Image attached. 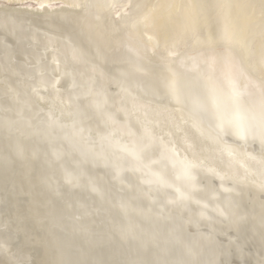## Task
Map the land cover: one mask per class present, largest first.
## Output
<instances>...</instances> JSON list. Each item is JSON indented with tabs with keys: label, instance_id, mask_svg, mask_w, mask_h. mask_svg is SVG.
<instances>
[{
	"label": "bare ground",
	"instance_id": "obj_1",
	"mask_svg": "<svg viewBox=\"0 0 264 264\" xmlns=\"http://www.w3.org/2000/svg\"><path fill=\"white\" fill-rule=\"evenodd\" d=\"M1 1L18 5L9 7L0 4V14L2 15L28 14L38 17L32 19L37 31L19 33L16 29L19 22L13 20L12 22L15 24L13 27L7 22L5 23L8 35L12 36L15 43H19L16 52L25 54L29 58L24 63L29 67L27 75H24L25 78H30L27 82L28 88L25 92H19L17 102H14V99L8 102L2 98L0 101L1 104L8 106L6 108L16 110L17 116H22L20 119L14 118L15 122L10 125L11 128H23L25 134L32 132L30 128H36L41 131V137H43L44 133L50 132L49 126L58 127L63 139L71 146L75 145L80 149L90 150L91 147L96 149L95 144H98V151H95L97 153L104 151L110 156L113 166L118 171L127 170L130 167L139 174L142 171L140 177L143 182L154 186L156 184L161 186V183L168 185L167 191H173L176 194L171 198L173 197L172 199L181 203L190 201L189 194L197 193V189L206 188L199 182L201 175L205 177L212 175L219 180L220 185L210 187V190L208 188L200 190L199 193L217 194L215 206L218 205L220 208L219 215L223 214L219 204L224 201L228 202L225 197L221 198V191L237 190L227 181L238 182L241 178L250 176L252 183H259L264 187V161L259 160V157L251 150L256 144L264 148V0H136L138 11L132 13V24L121 31L123 35L119 39L114 36L117 30V19L126 16L124 18L128 21L130 9L127 5L110 11L108 15L110 21L106 22L102 17L106 9L104 0H89L88 12L79 15H73L74 11L72 13L62 12L75 10L82 0ZM54 5H62V7L51 8ZM60 13H62V20L66 24L70 23L76 29L83 30L89 38L95 41L100 61L115 64L119 76L107 73V70L95 61L96 56L91 55V51L77 39V36L66 33V31L61 33V30H64L61 26L48 21L49 18L60 15ZM1 18V21L5 19ZM31 40L34 41L30 44L32 48L27 49L25 45L29 44ZM3 43L2 47H8L4 49L7 58L14 55L15 52L9 49L11 43L7 41ZM40 49H43L44 55L40 53ZM116 50L119 57L114 55ZM91 66L95 68V71ZM99 75L102 87L95 85ZM112 85L121 87V92L136 97L138 101L140 100V104H136L128 96L121 98L118 94L117 97V92L111 88ZM14 88L17 89L15 86ZM134 88L144 92L148 98L142 99L134 91ZM2 91L3 89L0 88V92ZM3 92H7L5 88ZM31 109H34L36 113H42L44 117L39 124L29 126V120L40 117L35 113L31 117L25 118L24 114ZM56 113H60V115H56ZM87 117L96 118L99 121L98 126L86 125L84 119ZM7 122L0 123V126L2 124L5 126V123L7 125ZM161 125L168 128L165 132L168 137L159 132L158 127ZM187 126L198 129L204 135L214 138L220 145L232 148L234 152L229 155L222 153L221 150H214L211 155L199 151L189 154L179 143L183 144L182 132H185ZM95 128L97 138L92 133ZM0 135V139L5 142L3 139L5 136L1 132ZM15 139L12 141L13 144L15 141L18 142ZM10 141L8 142L6 139L7 145L12 143ZM25 144L22 146L25 147ZM28 145L27 147H32L33 150L40 148L31 143ZM15 146H12L11 149H14L13 153H17L20 157L22 154L20 155L18 153L20 151H16V149H25L26 147H21L20 142H18V147ZM41 148L38 153L39 161L44 164L47 149H44L46 147ZM2 151L0 150L1 155L6 157L2 156L1 159L0 156V162H2L0 163V199H3L5 205V208L0 209V259L2 256L4 257V251L9 248L11 251L12 244L15 247L17 242L20 243L18 236L12 239V222L14 223L15 220L26 221V218H22L20 214L27 206L31 207L32 203L41 205L45 203L44 200L47 198L44 200L41 198H43L45 189L46 191L48 188L51 189L50 187L45 188L44 192L40 190L44 188L41 185H44L45 181L42 184L41 176H38L40 177L38 186L28 190L32 187L31 177L38 173V167H36V172L31 173V177L29 174L31 180L27 179V172L26 182L24 171L29 164H26L24 169L21 168L23 165L19 164L18 171L21 172L16 177L9 172H11L10 167H19L16 161L19 158L17 157L15 160L4 148ZM52 152L57 151L52 149ZM34 153L31 152L29 155L36 156ZM17 155L15 154V156ZM210 157L218 160L221 164L215 165ZM36 159H32L31 162L37 161ZM72 159L76 160L70 158V160ZM18 161L20 162V160ZM25 162L23 161V164ZM32 165L34 167L35 163ZM32 165L27 167L28 171L34 170ZM39 173L41 174V172ZM46 175L45 173L43 176ZM10 176H14L15 183L9 182L8 177ZM36 178L34 176L33 179ZM21 180L23 184L19 183L18 185L17 183ZM48 180L51 184V175L48 176ZM28 183H30V187H28ZM86 183L89 185L94 183V186H99L95 183L92 175L88 177ZM23 186H27V188ZM47 186L48 184H46ZM24 189L28 190L29 193L26 195H30V199V193L39 195L35 196V199L32 198L35 202L25 195L27 200L23 194L25 193ZM38 190L42 191V196ZM236 193L239 194L240 191L237 190ZM250 195L246 193L236 200L232 211H235L238 217L246 223L247 232L254 235L253 230H256L262 233V236L259 235V237L264 238V200L259 195ZM79 197L82 198L83 195L82 190L78 189L76 195L71 198L78 200ZM56 198L57 196L50 198L52 202V209L49 208L50 214H48L49 211L45 213L47 207L44 208L45 211H41V208L35 205L33 210L37 207L40 211L37 209L39 213H36V210L30 211L27 221L32 217L33 220L35 218L37 222L34 221L35 224H32L40 228H44L42 223L46 220L44 226L49 221L53 225L58 224L59 228V224H63V227L66 226L62 217L69 215L60 204L62 196ZM218 198L221 199V202L218 201ZM15 199L17 202L23 203L22 206L21 204L20 206L16 205ZM204 199L206 198L204 197ZM40 200L43 202L41 203ZM25 201L28 204L30 202V205L26 206ZM47 203L50 205L49 202ZM191 203L188 202V205ZM202 203L205 205L204 202ZM45 205L47 204L45 203ZM18 207L25 209L22 208L19 212ZM250 208L252 209L250 210L251 214L248 210ZM28 209L26 210L28 211ZM42 212L47 215L43 216ZM205 215L208 216V214ZM50 216L51 218H49ZM203 217L206 218V216ZM175 218L177 216L173 220H176ZM48 219L50 220L48 221ZM49 226L44 228V233ZM57 227L49 228L60 232L61 229L57 231ZM52 230V235L58 236L55 240L61 238L59 236L61 233L55 234ZM118 232L121 237H123V233L131 234L136 239L135 242L140 243L139 247L148 248L145 250L149 252V255L142 262L137 260L135 263L158 264L161 261H167L168 264H179V258L174 254L173 249L168 247L167 239L164 238L163 241V238L159 237L160 232H163L159 231L157 227L132 223V226L127 229L119 227ZM210 233L212 234V232ZM244 236L247 235L244 234ZM21 237V240L24 239V234ZM50 237L49 235L48 238ZM109 238V244L114 242L116 247H122L114 236L109 235ZM55 240H48L50 244L53 243L52 246L50 245V252L55 260H49V264L64 261L67 262L66 264H92L89 255L74 250L76 247L70 243L66 244L70 245L69 250L66 245L64 248L71 251L72 254L65 257L66 255L61 253L64 248L57 251L58 248L54 245ZM63 242L66 243V241ZM238 242L241 241L236 243ZM60 243L63 245L62 242ZM242 247L248 250L247 248L251 246L246 248L242 245ZM239 248L242 250L241 247ZM156 251L166 253V259L160 258ZM238 251L237 248V252L234 251L230 254L236 255ZM62 252L66 253L65 250ZM242 252L247 251L242 250ZM248 252L250 253V250ZM255 252L258 253L256 250ZM59 253L62 255H60L61 257L58 255ZM250 254L246 256L251 257ZM24 260L21 259L20 263L29 264L28 257H25ZM121 264H125V262L122 261Z\"/></svg>",
	"mask_w": 264,
	"mask_h": 264
},
{
	"label": "water",
	"instance_id": "obj_2",
	"mask_svg": "<svg viewBox=\"0 0 264 264\" xmlns=\"http://www.w3.org/2000/svg\"><path fill=\"white\" fill-rule=\"evenodd\" d=\"M89 4V0H82L78 5L79 7L75 10H67L62 13H72V11H74L75 13L73 15L85 14L89 10ZM104 5L106 9L102 17L106 22L110 21L108 16L110 11L120 9L123 5H127L130 9V13H128V21L124 18L126 16L117 19V30L115 31L114 36L119 39L123 35V32L121 31L132 24L131 19L133 15L131 13H136V11H138L136 0H104ZM62 13L49 18L48 21L52 24L56 23L61 26V28L64 29L61 30V33L66 31V33L77 36V39L91 51V55L96 56L95 61L99 62L103 69L107 70V73L115 75L116 77L119 76L120 74L117 72L115 64H112V62L104 63L103 61H100L95 41H93L92 38H89L83 30H78L79 28L76 29L68 22V24H66V22L62 20ZM1 17L5 19L2 21L0 20V88H2L3 91L5 88L8 93H4L3 91L0 92V101L2 98L8 102L12 99H14V102H17L19 92H25L28 88L27 82L30 78H25L24 75H27L29 67L24 63L25 60L28 61L29 58L25 54L16 52L19 43H15L12 36L8 35L9 32L6 29L5 23L7 22L11 27H13V25H15L12 22L13 20L19 22L20 24L16 26L19 33L37 31V27L32 19H37L38 17L30 16L28 14H0V18ZM4 41L10 42L11 46L9 49L15 52L14 55L8 58L4 50L8 47H2ZM33 42L34 41L31 40L29 44L25 45V47L27 49H31L32 47H30V44ZM66 44L68 45L69 43ZM40 51V53L44 55L43 49H40ZM114 55H118L117 50L114 52ZM36 63L38 64V62ZM93 71H95L94 67ZM99 78L100 75L97 77V84L95 85L101 86L102 82L99 81ZM13 85L17 87V89L14 88ZM111 88L117 92V97L118 94L121 98H126V96H128L130 100H134L136 104H140V100L138 101L133 95L131 96L125 92H121V87L112 85ZM134 91L139 94L142 99L148 98L144 92L142 93L137 91L136 88H134ZM6 107L8 106L0 103V123L8 121L7 125L5 123V126H0V132L4 134V139L12 138L13 140L16 138L19 142L22 141L27 144L31 143L32 145L40 148L46 147L44 149H47V157L41 169H43L44 172L45 170H48V172L45 173H48V176L51 175V190L49 189V193L53 196H57L56 199H58L59 196H62V203L60 204L63 205L69 215L62 217L63 222L65 223L64 225H66L67 229L64 231L61 229L60 232H64L62 235L66 237L68 243L73 244L74 247H76L74 250H77L82 254L84 253L87 256L89 255L92 264H121L122 261H124L125 264H137L135 263L137 260L142 262V260L149 255V252L146 251L148 248L145 247V250L144 247H139L138 244L140 243L137 244V242H135L136 239L133 238L131 234L128 235L123 233V237H121L118 232L119 227L127 229V227L132 226V223H139L142 226H153V228L157 227L159 231L163 228L171 229L169 227L171 226L170 223L174 224L173 220L170 218L172 214L182 215L197 207L195 205H185L181 202L170 200L169 193L164 190L157 189L154 185H149L141 180L140 175L142 171H139V174L131 167L127 170L118 171L113 166L110 156H108L104 151L99 153L95 151H98V144H95V146H97L96 149H92L91 147L90 150H83L75 145H69L63 139L58 127L53 126L54 128H52L49 126L48 129L50 132L47 134L44 133L43 137H41V131L36 128H30V130L34 133L31 132L27 134L24 133L25 129L23 128H11L10 125L15 122L14 118L20 119L22 116H17L16 110H11ZM35 113L34 109H31L30 111L27 110L24 117H31ZM36 114L40 117H34L32 120H29V126L39 124V122L43 120L44 115H42V113ZM56 115H60V113H56ZM84 120L86 125L89 124L91 126H98L99 124V121L93 117H87ZM41 127L43 128L44 126L42 125ZM158 128L160 133L167 136L165 133L168 130L167 127L161 125V127ZM185 128V132H182L183 144L182 142L179 143L189 154L199 151L201 153L211 155V152L214 150H221L222 153L229 155L231 152H234L232 148H229L226 145H220L214 138L204 135L198 129L188 126ZM92 133L97 138L96 128L92 131ZM17 143L18 142H15L16 147L18 146ZM40 148H36L34 151L39 153ZM52 149H56L57 152H52ZM251 150L259 157V160L264 161V148L256 144L251 148ZM13 156L14 158H17L14 153ZM31 158L35 159L36 157L32 155ZM70 158H74L76 160H70ZM210 158L214 161L215 165L221 164L218 160L212 157ZM90 175L94 177L95 183L99 185L98 187L94 186V183H90V185L86 183ZM199 179L200 184L206 188L220 185L219 180L212 175H207L206 177L201 175ZM227 183L235 186L236 189L240 191L239 194L236 193L237 190L221 191V198L224 199L225 197L228 200V203H222V205L225 206L224 210L228 214L232 213L236 200L246 195V193L247 195H259L264 200V187L259 185V183H252L250 181V176H245V178H241L238 182L231 180L227 181ZM78 189L82 190L83 197H79L78 200H74L71 197L76 195ZM218 201L221 202V199L218 198ZM3 208H5L4 201L3 199H0V209ZM248 210L250 211L252 209L250 208ZM249 213L251 214V211ZM212 217L217 220L216 222L222 223H227L230 219L227 214L219 216L212 213ZM201 219L196 225L182 223L180 227L178 226L179 229L174 228L176 232L172 229L171 232L173 231L178 235L181 233L182 236L186 237L188 241L194 244L195 241H198L197 239L203 231L208 229L206 224L213 222L210 221V219ZM132 220L133 222H131ZM189 228L191 229L192 234H187V229ZM230 231L231 235H235L233 237H237L235 239L239 241L240 239L234 229ZM109 235L114 236L115 239L120 242L119 244H121L122 247H116L114 242L109 244ZM218 237V241L229 243L230 245L235 242L232 241L231 238L226 237V235H218ZM180 241L182 242L183 240ZM180 241H170L168 243V247L175 248L179 245L182 246ZM190 247L188 246L191 251H196V247L192 244ZM156 252L160 255V258L166 259V253L164 254L161 251ZM197 254H199V252ZM197 254L195 255L194 252L191 254L192 260L195 262L196 259H198ZM83 258L85 257L83 256ZM210 259L213 260L214 258ZM202 260L207 262L209 259L205 254H203ZM236 261L238 264H251L240 259H236ZM214 262L215 264H231V261L224 257L215 259ZM158 264L168 263L167 261H161Z\"/></svg>",
	"mask_w": 264,
	"mask_h": 264
},
{
	"label": "rangeland",
	"instance_id": "obj_3",
	"mask_svg": "<svg viewBox=\"0 0 264 264\" xmlns=\"http://www.w3.org/2000/svg\"><path fill=\"white\" fill-rule=\"evenodd\" d=\"M0 4L1 5H5V6H14V7H16V6H18V5H11V4H8V3H6V2H4V1H1L0 0ZM31 6H36L35 4H30ZM56 8V7H62V5H54V6H51V8ZM128 12H130V10L128 11ZM132 14V13H131ZM3 125V124H2ZM2 134V133H1ZM2 135H4V134H2ZM0 138H1V135H0ZM3 138V137H2ZM4 139V138H3ZM10 139L11 138H9L8 139V142L10 141ZM16 140V139H15ZM0 141H2V139H0ZM4 141L6 142V139H4ZM13 140L11 139V141L10 142H12ZM1 142L0 143V150L2 151V149L4 148L5 150H6V152L10 155V156H13V152H15V150L13 149H11V148H13L12 146H15L14 144H13V142L12 143H9V144H11L10 146H9V144L7 145V143L8 142ZM15 142H17V141H15ZM19 142V141H18ZM24 142H20V146L21 147H23L22 145H24L23 144ZM4 144V145H3ZM18 144V143H17ZM27 144V143H26ZM25 144V147H23V148H25V149H22V148H19V149H16V151H20V152H18L21 156H22V158L20 159V157H18V155H17V153H15L17 156H15V157H18L19 159L18 160H20V162L17 160V162H18V166L19 167H17L16 166V162H15V166L17 167H10L11 169H10V171L11 172H9V173H11L12 175H14V176H18L19 174H20V172L21 171H18L19 169L18 168H20V165L22 166L21 168H25L26 167V164H29V165H27V167L29 166L30 167V165H32V163H35V165H34V167H33V165H32V168L34 169V170H30V171H28L29 170V168H27L26 167V169H25V171H24V175H25V180H26V182H27V179H29V180H31V178H32V182L35 184V182L37 181V184H33L32 182H30L31 184H32V187L31 188H28V190H30V189H34L36 186H38V184L40 183L39 181L40 180H42L43 182H42V184H44V181H45V184L44 185H41V186H44V188L43 189H40V190H42L43 192H44V189L45 188H48V187H50L51 188V184H50V182H49V180H48V173H46L47 175L46 176H43V175H45V173L43 172L44 170L43 169H41V167L43 166V163L41 162V161H39V157H40V155L37 153V152H35L33 149H32V147H27V145ZM29 146V145H28ZM16 147V146H15ZM18 147V146H17ZM30 148H31V150H30ZM25 150V151H24ZM33 150V151H32ZM30 151V152H29ZM3 152V151H2ZM32 152V154L34 153V155H36L35 157L37 158L36 160L37 161H39V162H37V161H33V162H31V160H32V154H30L29 155V153H31ZM26 153V154H25ZM2 153H0V156H1V159H2V156H4V155H1ZM4 154V153H3ZM24 154V155H23ZM28 155H29V157H28ZM4 157H6V156H4ZM14 157V156H13ZM26 157H28L30 160H26V159H28V158H26ZM7 160H8V158H6ZM6 159H3L4 161H7ZM17 158H15V160H16ZM14 160V159H13ZM14 160V161H15ZM25 160H26V162H25ZM35 160V159H34ZM23 161L25 162L24 164H23ZM0 163H2V162H0ZM37 163V164H36ZM20 164V165H19ZM1 166H2V164H1ZM36 167H38V173L37 174H35V175H32L33 173L32 172H36ZM31 168V169H32ZM27 172H28V176L26 175L27 174ZM39 172H41V174L39 173ZM45 172H48V170L46 171L45 170ZM32 173V174H31ZM29 174H30V177H31V175H32V177L30 178L29 177ZM37 175V176H36ZM14 176H10V177H8V180H9V182H16V179L14 178ZM26 176H27V179H26ZM34 176L35 177H37L36 179H33L34 178ZM38 176H41V178L40 177H38ZM46 177V178H45ZM39 178H40V180H39ZM45 178V179H44ZM39 180V181H38ZM47 181H48V183H47ZM19 183H21V184H23L22 183V180L21 181H19L17 184L19 185ZM30 183H28V187H30ZM46 184H48V186L46 187ZM50 184V185H49ZM34 185V186H33ZM27 186H23L24 188H27ZM155 186H157V184L155 185ZM160 185H158L156 188H160V190H164V191H166L167 193H169L170 194V199L171 200H174V199H172L171 198V196H174V195H176L175 194V192H173V191H167L168 190V185H166V184H162L161 183V186L159 187ZM203 186V185H202ZM22 188V187H21ZM163 188V189H162ZM201 188V187H200ZM23 189V188H22ZM21 189V190H22ZM38 189H39V187H38ZM206 189V188H205ZM203 187L201 188V189H197V193H193V194H189L190 196H189V200L190 201H188L189 203H191V205L193 204V205H195V206H197V204H198V208H193L191 211H189L188 213L186 212V213H184V214H182V215H180V214H172L171 216H170V218L173 220L174 219V217H176L177 216V218H175L176 220H173L174 222V224H172V223H170V225L171 226H169L172 230L175 228H178L179 229V227L182 225V223L184 224V223H187V224H191L192 223V225H196V224H198L199 222H200V219L201 218H205V217H203V216H206V218L205 219H207V220H209L210 219V221H213V222H210V223H208V224H206V227L208 228L207 230L209 231H207L206 229H205V231H203V233L198 237V241H195V245L193 244V243H191L190 241H188V239L186 238V237H184V236H182V234L181 233H179L180 235H177L176 233L174 234V232L172 231L171 232V229H166V228H163L162 229V232L163 233H161L160 232V234H159V237H162L163 238V241H164V238H166L167 239V241L168 242H170V241H173V240H177V241H180V240H183L182 242L180 241V243L182 244V246H178V247H175V248H172L173 249V252H174V254H176V256L182 261H180L179 259H178V262H179V264H215L214 263V260L215 259H220V257H224V258H226V259H229L230 261H231V264H238V262L237 261H235V259H240V260H245V261H247V260H249L248 261V263H251V264H264V238L263 237H259V235L260 236H262V233H259V232H257L256 230L254 231L253 230V233H254V235L253 234H251L250 232H247V225H246V223L242 220V219H240V217H238V215H237V213H235V211H232V213L231 214H228L224 209V207L225 206H223L222 204H221V207H222V210L221 211H223V214L224 215H228L229 217H230V219H229V221L227 222V223H222V222H216L217 220L216 219H214V217H212V213L213 214H215V215H219L220 213H219V209L220 208H218V205L217 206H215V201L217 200L216 198H217V194L216 193H199L200 192V190H205ZM209 190H210V188H208ZM28 190H23L25 193H23L24 194V196L26 195V193H29L28 192ZM40 190H38V191H40ZM51 190V189H50ZM27 191V192H26ZM42 191H40V193L42 192ZM47 191H49V188H48V190ZM46 191V189H45V195L43 194V196H42V193H41V196L43 197V198H41V199H43L44 200V198H47V199H45L44 201H46L45 203L47 204V205H45V203H43L42 205L39 203H37V201L39 200V198H37L38 200L36 201V203L38 204H31V207L30 206H27V205H30V202H29V204L27 203V201H25L26 202V209H28V207H30V209H28V211L24 208V207H18L19 208V212H20V210H22V208H24L23 210H24V212H22L20 215H22V218H26V221H22V222H19V220H15V224L12 222V228H11V230H12V239H14V237H20L19 238V240H20V243H18L17 242V245L15 246V247H13V245L14 244H12V247H11V251H10V248H9V250L7 251H4V253H5V255H4V257L2 256L1 257V259H0V264H21L20 263V261H21V259H25V257H28V259H29V264H31V263H35V264H49V260H53L54 258H53V254L50 252V245L52 244L53 245V243H51L50 244V242L48 241V240H50V241H54L58 236L57 235H52L53 233L51 232V228H49V227H52V226H58V224L57 225H53V224H51L50 222L51 221H49L50 219H48V221H49V223L47 224L46 223V225L44 226V224H45V222H47V220H46V218H45V220L46 221H43V227L45 228L46 226H48V225H50L49 227H48V229H46V231H45V233H44V228H40V227H36L35 225H33L32 223H34L35 224V222L34 221H36V219L34 218V220L31 218L29 221H27L28 220V217H29V212L30 211H35L36 209L37 210H39L37 207H40L41 209V211L43 210V211H45V207H47L46 208V211H45V213L46 212H48V214H50V212H51V210L50 209H52L51 207H52V205H51V200H50V198L51 197H53L52 195L50 196V194L51 193H49V192H47ZM31 192V191H30ZM33 192H36V191H33ZM36 193H38V192H36ZM40 193H38V194H40ZM21 194H22V192H21ZM31 194V199L32 198H34L35 196L36 197H38L37 195H34V193L32 194V193H30ZM7 195H8V193H7ZM206 198V199H204V197ZM208 195V196H207ZM18 196V195H17ZM20 196V195H19ZM22 196V195H21ZM26 196H28L29 197V199H30V195H26ZM25 196V197H26ZM40 196V197H41ZM46 196H48V197H46ZM35 197V198H36ZM201 197H203V198H201ZM15 198H17L16 196H15ZM27 198V197H26ZM34 198V199H35ZM30 199V200H31ZM200 199H202L201 201H200ZM26 200V199H25ZM27 200H28V198H27ZM29 200V201H30ZM43 200H40V202L42 203L43 202ZM48 200H50V201H48ZM208 202H207V201ZM19 201V200H18ZM31 201H33V199L31 200ZM174 201H177V200H174ZM14 202L16 203V205H18L19 204V206H20V204H21V206H22V204L23 203H20V202H17V199H15L14 200ZM33 202H35V200L33 201ZM39 202V201H38ZM47 202H49V204L50 205H48V203ZM188 202H185V203H183V204H185V205H187L188 204ZM199 202V203H198ZM201 202V203H200ZM202 202H204L205 203V205L202 203ZM187 203V204H186ZM226 203H228L227 201H224L223 202V204H226ZM206 204H208L207 206H206ZM35 205L37 206L36 207V209H34L33 210V208H35ZM190 205V204H189ZM220 205V204H219ZM25 206V205H24ZM42 206V207H41ZM43 208V209H42ZM50 208V209H49ZM203 208V209H202ZM206 208V209H205ZM17 209V208H16ZM32 209V210H31ZM49 209V210H48ZM36 210V213H39L38 211ZM39 210V211H40ZM211 211V212H210ZM196 212V213H195ZM217 212H218V214H217ZM28 213V214H27ZM43 213V216L44 215H47V214H44V212H42ZM190 213V214H189ZM202 213V214H201ZM17 214H19V213H17ZM41 214V213H40ZM205 214H208V216L207 215H205ZM221 215V216H224V215ZM175 215V216H174ZM202 215V216H201ZM181 216V217H180ZM185 216V217H184ZM220 216V215H219ZM173 217V218H172ZM187 217V218H186ZM191 217V218H190ZM49 218H51V216L49 217ZM186 219V220H185ZM193 219V220H192ZM202 220V219H201ZM21 221V220H20ZM33 221V222H32ZM189 221V222H188ZM191 221V222H190ZM29 222H31V223H29ZM37 222V221H36ZM180 222V224H178ZM60 225V228L59 227H57L56 229H57V231L58 230H60V229H63V230H65V229H67V228H65L66 226H64L63 227V224H59ZM62 225V226H61ZM41 226V227H42ZM176 226V227H175ZM179 226V227H178ZM54 229V228H53ZM55 229V230H56ZM174 229V231H176ZM234 229V231L239 235L240 233H242L241 235H239L238 237H241V238H239L240 239V241L241 242H238V243H236L238 240H236L235 238H237V237H233V236H235V235H231V231L230 230H233ZM244 230V232H243V230ZM49 230V231H48ZM213 230V231H212ZM242 230V231H241ZM53 232H55V234L56 233H58V232H56V231H54V230H52ZM190 231V232H189ZM207 231V232H206ZM50 232V233H49ZM192 231H191V229L189 228V230L187 229V234L189 233V234H192L191 233ZM210 232H212V234L210 233ZM228 232V234H226ZM240 232V233H239ZM24 234V236H25V238L24 239H22L21 240V236ZM48 233V234H47ZM59 233H61V232H59ZM64 233V232H63ZM63 233H61V235H59L61 238H58L57 240H55L56 242H54V245L58 248L57 249V251H59V250H62L64 247H65V245L66 244H68V242H67V239H65V236L64 235H62ZM230 233V234H229ZM246 233H249V234H246ZM22 234V235H21ZM210 236H209V235ZM224 234H226V235H228V236H226V237H228V238H231L232 239V241H235L232 245H230L229 243H224V242H220V241H218V235H224ZM244 234L245 235H247L246 237L244 236ZM51 236L50 238H48V236ZM232 237H231V236ZM57 236V237H56ZM63 236V237H62ZM216 236V237H215ZM242 236H244L243 238H245V239H243L242 238ZM215 237V238H214ZM54 239V240H53ZM63 239V240H62ZM216 239H217V241H216ZM235 239V240H234ZM257 239V240H256ZM242 240H244L243 242H242ZM57 241H58V243H57ZM63 241H66V243L64 244V242ZM216 241V242H215ZM59 242H62L63 243V245H62V247L60 248V244H59ZM245 242V243H244ZM263 242V243H262ZM24 244V246H23V244ZM56 243V244H55ZM215 243V244H214ZM236 243V244H235ZM240 243V245L238 246V244ZM241 243H244V244H242L244 247H246L247 248V246L249 247V245L251 246V247H249L248 248V250H246V249H244L243 247H242V245H241ZM260 243H262V244H260ZM20 244V245H19ZM184 244V245H183ZM191 244L194 246V247H196L195 249H196V251H193L194 253H195V255L199 252V254H197V258L198 259H196V262L194 261V260H192V251L188 248V246L190 247L191 246ZM225 244V245H224ZM51 245V246H52ZM57 245H59V246H57ZM214 245H215V247H214ZM221 245V246H220ZM246 245V246H245ZM261 245V246H260ZM23 246V247H22ZM70 246V245H69ZM68 245H66V248H68V250L71 248V247H69ZM239 247H241L242 248V250L244 251H249L250 250V253H251V251H252V253L250 254L249 252L247 253V252H242V250H240V248ZM252 247H254V248H252ZM60 248V249H59ZM66 248H64L63 250H65L66 251V253L64 254L62 251H61V253H62V255H66L65 257H67V255L69 254V255H71L72 253H71V251H67V249ZM179 248V249H178ZM191 248V247H190ZM237 248L239 249V251H238V253L235 255V254H230V253H234V251H236L237 252ZM250 248H252V249H250ZM258 248V249H257ZM171 249V250H172ZM205 249V250H204ZM48 250V251H47ZM233 250V251H232ZM255 250L258 252V253H260V254H256V252H255ZM204 251V252H203ZM49 252V253H48ZM68 252H70V253H68ZM203 252V253H202ZM240 252H242V253H240ZM262 252V253H261ZM250 254V255H252V256H255V257H253L252 258V256L251 257H247L246 255L247 254ZM49 254V255H48ZM202 254V255H201ZM203 254H205L206 256H207V258L209 259V260H207V262H205V261H203L202 260V256H203ZM232 255V256H230V255ZM59 256L61 255L60 253L58 254ZM61 255V256H62ZM68 255V256H69ZM201 255V256H200ZM222 255V256H221ZM250 255H248V256H250ZM260 255V256H259ZM60 256V257H61ZM73 256V255H72ZM18 257H19V260H18ZM231 257H233V258H231ZM210 258H214L213 260L212 259H210ZM252 258V259H251ZM27 259V258H26ZM66 259V258H65ZM68 259V258H67ZM184 260V261H183ZM200 260V261H199ZM211 260V261H210ZM252 260H253V263H252ZM24 261H27V260H24ZM32 261V262H31ZM53 261H55V260H53ZM57 261H59L58 259H57ZM235 261V262H234ZM244 261V262H245ZM28 262V261H27ZM187 262V263H186ZM233 262V263H232ZM25 263V262H24ZM65 263V261L64 262H57V264H64ZM67 263V262H66ZM65 263V264H66ZM218 264V263H217Z\"/></svg>",
	"mask_w": 264,
	"mask_h": 264
}]
</instances>
